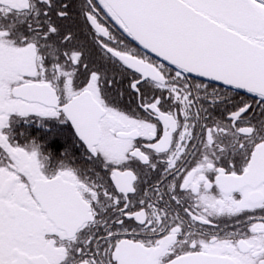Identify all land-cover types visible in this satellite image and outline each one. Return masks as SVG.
Returning a JSON list of instances; mask_svg holds the SVG:
<instances>
[{
    "label": "snow or ice",
    "instance_id": "obj_1",
    "mask_svg": "<svg viewBox=\"0 0 264 264\" xmlns=\"http://www.w3.org/2000/svg\"><path fill=\"white\" fill-rule=\"evenodd\" d=\"M0 264H264V0H0Z\"/></svg>",
    "mask_w": 264,
    "mask_h": 264
}]
</instances>
